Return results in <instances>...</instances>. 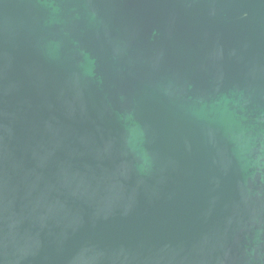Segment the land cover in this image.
I'll return each instance as SVG.
<instances>
[{"label": "water", "instance_id": "obj_1", "mask_svg": "<svg viewBox=\"0 0 264 264\" xmlns=\"http://www.w3.org/2000/svg\"><path fill=\"white\" fill-rule=\"evenodd\" d=\"M0 264H264V0H0Z\"/></svg>", "mask_w": 264, "mask_h": 264}]
</instances>
